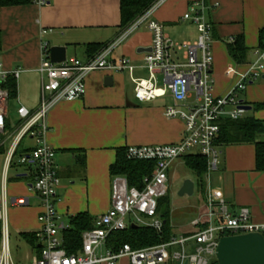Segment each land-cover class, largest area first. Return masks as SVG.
<instances>
[{"label":"crops","instance_id":"0c3cea01","mask_svg":"<svg viewBox=\"0 0 264 264\" xmlns=\"http://www.w3.org/2000/svg\"><path fill=\"white\" fill-rule=\"evenodd\" d=\"M193 1L196 0H164L152 13L175 42H192L198 37L196 24L183 19ZM204 1L209 6L207 13L214 28L215 94L223 95L240 79L238 75L229 74L228 69L245 71V65L255 59L254 49L261 45L259 35L264 29V0ZM121 20L120 0H33L27 5L0 6V65L8 70L21 69L16 79L17 97L11 98L10 102L16 100L18 107L24 105L32 111L39 108L42 94L39 67L44 53L42 47L46 43L49 49L66 46L68 59H86V45L114 41L123 30ZM240 35L244 36L249 48L248 58L242 63L235 62L228 53L230 40ZM152 39L153 35L146 27L138 29L114 52L116 58L124 56L131 60L135 65L132 73L128 70L93 72L87 79L84 97L64 101L49 113L47 142L56 150L55 164L61 179V186L56 191L60 223L70 225L71 217L81 212H87L94 221L109 210L114 175L111 167L117 163L119 149L176 144L183 136L184 121L164 114L167 106L184 105L183 102H175L171 92L150 101H141L136 96L133 77L148 78L150 75L144 65L145 52L140 49L152 47ZM70 49L72 55L68 57ZM76 50L81 51L82 57L76 55ZM108 76L113 77L111 84H106ZM158 78L163 85V76L158 75ZM248 85L240 95L252 106L246 117L264 122V107L254 106L264 104V79L259 78ZM258 140L264 141V134ZM217 149L219 164L206 173L205 186L200 184L197 176L202 202L194 210L195 219H206V201L212 194L227 200L232 212L248 207L253 221L264 223V172L256 168V144L224 143L217 144ZM21 176L25 177V171ZM16 210L12 223L26 249L22 262L14 255L13 258L16 264H31L41 250L22 234L36 235L39 230L41 200L38 196L31 197L30 205ZM193 221L178 232L172 227L173 235L192 234L195 230ZM37 245L42 247L38 239ZM117 264H130V260L126 257Z\"/></svg>","mask_w":264,"mask_h":264},{"label":"built area","instance_id":"2783aa9c","mask_svg":"<svg viewBox=\"0 0 264 264\" xmlns=\"http://www.w3.org/2000/svg\"><path fill=\"white\" fill-rule=\"evenodd\" d=\"M163 1L153 3L114 41L86 59L75 57L61 63L52 62L46 43L42 47L44 53L39 67L42 77L39 108L32 111L20 105L19 125L15 130L7 122L11 93L3 84L9 77L18 79L21 69L8 70L0 65V162L4 156L3 167L0 166V264H16L9 239V207L30 205V196L10 197L8 194L9 172L20 165L26 167L30 192L41 200L40 228L35 235L42 244L41 254L31 264H117L126 257L130 264H214L220 238L257 232L264 237V223L254 222L248 207L232 212L227 200L211 194L206 201V219L199 217L193 221L195 230L192 234L173 236L168 242L137 250L129 243L117 249L110 246V234L125 230L131 224L151 227L158 232L163 230L158 203L160 198L168 195L172 164L186 155L201 154L209 159V170L216 169L219 164L216 140L221 133V124L226 119L238 121L246 117L244 106L248 104L240 95L247 90L248 83L264 79V47L258 46L254 49L255 59L245 65V71L228 69L229 74L240 77L239 81L223 95L215 94L214 28L207 13L209 6L204 0L190 4L183 19L196 24L198 37L192 42H175L163 23L152 15ZM142 27L153 35L152 50L143 56L150 75L148 78L133 77L136 96L141 101H150L171 92L175 102L184 105L167 106L164 114L171 119L181 118L184 133L176 144L127 147V159L155 162L152 174L144 177L142 188L131 186L125 175H113L109 210L95 218L93 229L83 233L81 252L69 254L61 236L62 230L69 225L58 221L56 208V191L61 186V179L55 164L56 150L47 142L49 113L64 101L84 97L87 79L93 72L128 70L132 73L135 65L131 60L124 56L116 58L114 52ZM158 75L163 76V85L159 83Z\"/></svg>","mask_w":264,"mask_h":264},{"label":"trees","instance_id":"16d2710c","mask_svg":"<svg viewBox=\"0 0 264 264\" xmlns=\"http://www.w3.org/2000/svg\"><path fill=\"white\" fill-rule=\"evenodd\" d=\"M33 0H0V6L27 5ZM121 1V28L127 27L138 16L146 12L147 9L157 0H120ZM259 39L262 47H264V29L260 31ZM106 43H89L87 44L86 56H94L106 47ZM2 35L0 34V51L2 50ZM249 48L244 41V36L235 37L228 45V53L231 58L238 63L245 62L248 58ZM9 89L11 98L17 97V81L14 78L9 79L3 84ZM256 108H263L264 104H255ZM264 134V122L255 117H246L238 119V121L226 119L221 124V133L216 140L217 144H239V143H255L256 144V168L264 172V141L258 140L260 135ZM22 150V149H21ZM127 148L119 149L117 163L112 165L111 172L114 175H125L128 177L130 185L139 188L143 187V180L146 175L152 174L155 168L154 161L137 160L132 161L126 158ZM187 167L197 174L199 182L205 186L206 173L209 170V159L201 154L186 155L183 157ZM158 214L164 221V227L161 232L157 230L139 225L131 224L128 228L121 231H114L110 234V246L117 249L125 243H129L133 249L155 246L168 242L174 235L172 233L170 219V197L169 194L159 199ZM70 225L62 230L63 247L69 254H79L83 245V233L93 229L95 222L87 212H81L71 217ZM22 237L29 240L35 246L37 239L35 234L23 233ZM214 264H218L215 260Z\"/></svg>","mask_w":264,"mask_h":264},{"label":"rangeland","instance_id":"374dc122","mask_svg":"<svg viewBox=\"0 0 264 264\" xmlns=\"http://www.w3.org/2000/svg\"><path fill=\"white\" fill-rule=\"evenodd\" d=\"M77 51V56L82 57V53L80 50ZM72 51L68 52V57H71ZM143 77H146V74H142ZM129 84L131 80H128ZM18 103L16 100H12L9 104V118L7 122L9 123V127L12 130H15L19 125V114H18ZM252 115L251 113H248ZM29 142V141H27ZM26 142V143H27ZM4 156H2V160L0 162L1 168L3 167ZM26 171V167L20 165V167H13L10 170V180L8 185V194L10 197H21V196H30L35 197V195L28 190V183L30 180L25 178L24 176L18 177L21 173ZM170 178H169V197H170V205H171V226L173 227L174 232H178L180 228L183 226H189L191 222L195 219L194 210L197 208L199 203L202 202V196L200 194V189L198 188L197 183V174L191 171L185 161L181 158L174 162V165L170 169ZM185 179H191L195 182V192L193 195H180L181 184ZM24 188H27L26 192L23 191ZM24 207V206H22ZM22 207H9L8 220L10 225V244H11V252L15 258H19L22 262L25 256V244L24 240L21 239L19 235V231L16 230L15 225L12 223V219L14 217L17 208Z\"/></svg>","mask_w":264,"mask_h":264},{"label":"water","instance_id":"95a60500","mask_svg":"<svg viewBox=\"0 0 264 264\" xmlns=\"http://www.w3.org/2000/svg\"><path fill=\"white\" fill-rule=\"evenodd\" d=\"M67 47H50V57L52 62L61 63L67 58ZM140 49L141 52L151 51ZM113 77L106 78V84H111ZM247 111L252 110V106H244ZM195 192L194 182L191 179H185L180 188V195H193ZM217 249L218 264H264V237L261 233H247L242 235H227L219 240Z\"/></svg>","mask_w":264,"mask_h":264}]
</instances>
